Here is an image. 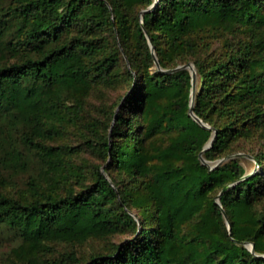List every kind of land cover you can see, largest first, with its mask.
Masks as SVG:
<instances>
[{
	"label": "trees",
	"instance_id": "trees-1",
	"mask_svg": "<svg viewBox=\"0 0 264 264\" xmlns=\"http://www.w3.org/2000/svg\"><path fill=\"white\" fill-rule=\"evenodd\" d=\"M0 1L3 264H264V0Z\"/></svg>",
	"mask_w": 264,
	"mask_h": 264
},
{
	"label": "rangeland",
	"instance_id": "rangeland-1",
	"mask_svg": "<svg viewBox=\"0 0 264 264\" xmlns=\"http://www.w3.org/2000/svg\"><path fill=\"white\" fill-rule=\"evenodd\" d=\"M0 4H2V2L0 1ZM13 35V34H12ZM8 36H11V35H8ZM189 69V68H188ZM190 70V69H189ZM193 89L196 90V81L194 82V86H193ZM118 97H119V92H114V93H110L109 95V98L111 99V101H117L118 100ZM115 110H118V107L115 108ZM242 148L241 149H244V150H241L239 152H236L235 154H233L234 157H239V161L240 163L244 166L245 170L247 171V173H251L255 168H256V164L254 162V160L251 158L250 156V153L249 152H243V151H248L249 149H257V142L256 141H246L244 143H242ZM201 155V154H200ZM84 156L85 157H88L90 158L91 160H94L96 161L97 158H96V155L93 154L92 152H85L84 153ZM202 158H204L202 155H201ZM229 158V157H228ZM227 158V159H228ZM205 160V163L203 164H206L208 165L210 168H214L216 167V163L219 159L217 160H214V161H208L204 158ZM226 160V159H225ZM224 161V160H223ZM222 161V162H223ZM220 164V163H219ZM218 164V165H219ZM21 175H23V177H26L27 175L26 174H20V175H16L15 176V180L16 181H21ZM217 200V197L215 199V201ZM223 216V215H222ZM224 219V217H223ZM224 221L226 222V224L228 223V220L226 221L224 219ZM229 224V223H228ZM228 227V226H227ZM18 243V239H16L13 235H11L10 233H4V234H1L0 233V264H3V261L6 257V254L10 251V249L12 247H14L16 244ZM97 245H99V243H96V242H93V241H90V242H87L83 248L85 251H88L90 248L92 247H96Z\"/></svg>",
	"mask_w": 264,
	"mask_h": 264
},
{
	"label": "water",
	"instance_id": "water-1",
	"mask_svg": "<svg viewBox=\"0 0 264 264\" xmlns=\"http://www.w3.org/2000/svg\"><path fill=\"white\" fill-rule=\"evenodd\" d=\"M156 2V0H154V2L149 6V8H152L154 3ZM142 27H143V24L141 23ZM144 29V28H143ZM145 31V29H144ZM146 33V31H145ZM148 44H149V47L154 55V50H153V47H152V44H151V41L148 40ZM154 60H155V66L157 68H159V63L156 59V56L154 55ZM180 67H188L190 69V72H191V76H192V83H193V86H194V82L196 81V73H195V68L193 66V64H187V65H184V66H179L177 68H180ZM193 86H192V93H191V98H190V106H189V109H188V114L191 115L193 117L194 120H196L198 123H200L201 125H204L202 123V121L200 119H198L194 113H193V102H194V93H195V89H193ZM212 144V138L209 139V141L207 142V144L203 147V150L208 148L209 146H211ZM200 157V161L205 163V160L204 158L201 157V155L199 156ZM227 157H224V158H221L217 161L216 165H218L219 163H221L223 160L227 159ZM216 204H218L220 206V202H219V197H217V200L215 201ZM221 208V206H220ZM221 211H222V215L224 217V219L227 221V216H226V213L224 212V210L221 208ZM227 226H228V229H230V226L229 224L227 223ZM245 245L250 249L252 250V247L253 245L251 243H248V242H245Z\"/></svg>",
	"mask_w": 264,
	"mask_h": 264
}]
</instances>
